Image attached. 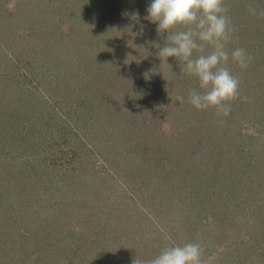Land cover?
I'll list each match as a JSON object with an SVG mask.
<instances>
[{
    "label": "rangeland",
    "instance_id": "rangeland-1",
    "mask_svg": "<svg viewBox=\"0 0 264 264\" xmlns=\"http://www.w3.org/2000/svg\"><path fill=\"white\" fill-rule=\"evenodd\" d=\"M150 4L0 0V264H132L186 242L202 264H264V0H224L227 116L161 63Z\"/></svg>",
    "mask_w": 264,
    "mask_h": 264
},
{
    "label": "clouds",
    "instance_id": "clouds-1",
    "mask_svg": "<svg viewBox=\"0 0 264 264\" xmlns=\"http://www.w3.org/2000/svg\"><path fill=\"white\" fill-rule=\"evenodd\" d=\"M226 12L224 0H151L147 8V18L170 41L158 51L161 63L170 67L168 59L175 58L182 73L198 80L201 91H191L188 102L197 110L215 109L225 116L239 97V79L227 67L233 29ZM250 12L256 14L255 9ZM231 59L244 69L251 58L236 48ZM132 264H202V249L194 242L172 244L151 260L134 257Z\"/></svg>",
    "mask_w": 264,
    "mask_h": 264
}]
</instances>
